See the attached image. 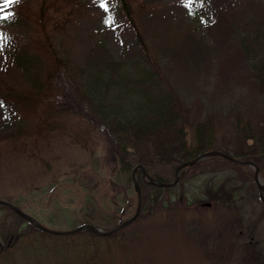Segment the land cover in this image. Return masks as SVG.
Instances as JSON below:
<instances>
[{
    "label": "rangeland",
    "instance_id": "rangeland-1",
    "mask_svg": "<svg viewBox=\"0 0 264 264\" xmlns=\"http://www.w3.org/2000/svg\"><path fill=\"white\" fill-rule=\"evenodd\" d=\"M75 1V18L52 35L57 53L69 69L79 74L75 79L80 80V74L98 72L100 66L110 61L127 66L125 73L134 71L138 58L144 54L119 0ZM131 1L135 23L148 44L151 58L163 59V73L187 107L199 105L202 119L215 117L222 137L218 144L232 136L238 112L232 109L240 108L238 113H242L245 123L260 122L264 102L249 89V61L238 50L252 36L251 28L243 29L240 21L252 15L262 18L264 0ZM38 7L39 0H0V146L8 142L12 145L13 140L20 144L39 125L19 97L22 90L44 78V69L50 63L35 23ZM232 71L234 74H230ZM60 126L84 137L76 140V136L67 134L64 140L56 136L49 147L41 148L40 158H45L42 166L30 162L31 147L22 148L27 147L24 142L21 144L25 146L17 150L13 146L0 150V179L6 181L0 183V200L60 232L86 223L111 230L131 218L138 206L131 173L123 177L113 174L104 138L95 125L71 115ZM192 126L187 131L188 138L195 135V125ZM84 140L88 148L76 145ZM33 152L37 154V150ZM210 158L215 157L185 169L184 178L172 187L171 193L165 188L156 191L151 186L141 189L149 201L142 203L138 218L118 231L115 241L101 243L106 264H264V193L254 182V169L243 166L236 171L219 166ZM175 168L159 164L153 166L151 173L147 172L158 180L172 182ZM16 170L21 175L29 170L37 173L31 178L15 179L11 174L16 175ZM7 171L8 180L2 177ZM260 177L264 184V160ZM110 178L116 198L107 201L103 187ZM231 178H235L233 185L240 190L229 212L228 208L207 206L209 200L201 193ZM92 187L95 197L89 193ZM182 198L191 202L202 200V210L195 212L178 204ZM170 201L173 203L169 204ZM6 207L0 205V264H67L66 255L72 254L70 244L66 247L67 241L50 237ZM188 224L198 229L191 233ZM88 231L71 234L69 242L85 241ZM188 232L190 236L185 234ZM207 236L209 239L205 240ZM18 239L20 244L24 240L34 243L36 249H22L20 254L4 257L3 252L16 246ZM200 240L207 245L212 241L216 246L205 250Z\"/></svg>",
    "mask_w": 264,
    "mask_h": 264
},
{
    "label": "trees",
    "instance_id": "trees-1",
    "mask_svg": "<svg viewBox=\"0 0 264 264\" xmlns=\"http://www.w3.org/2000/svg\"><path fill=\"white\" fill-rule=\"evenodd\" d=\"M118 3L133 28L135 39L144 56L138 58L132 72L125 73L127 66L123 67L121 63L110 61L104 64V67L100 66L98 72H91L87 76L85 73L80 74L82 78L79 80L74 77L79 74L69 69L67 62L55 50L52 36H55L54 33L63 29L75 18L77 12L72 5H75L76 1L39 0L35 23L39 29L40 40L45 43L44 47L50 58V63L44 69V78L37 80L30 88H25L22 90L23 93L19 94V97L23 98L25 109L38 120L39 125L20 144L13 140L10 142L12 145H8V142L0 146V150H4L8 146H13V149L17 150L18 147L25 146L21 144L24 142L27 147L22 148L29 149L31 147L29 149L30 162H34V165L37 162L42 166L45 158H40L41 148L49 147L56 136L59 138L61 136L64 140L68 135L74 138L76 136V140L83 136L81 133L73 134L69 128L60 126L65 117L74 115L78 119L87 120L95 125L94 127L104 138L108 161L112 164V172L113 174L119 173L121 177L130 174L137 164H142L151 173L153 166L167 164L175 168L182 162L192 160L198 154L209 150H219L238 159L252 160L261 167L264 160V114L261 113L262 119L258 124H253L252 121L245 123L242 113H238L240 108L232 109V111H238L232 128V136L229 141L224 138V142L218 144V139L222 137L219 136L215 117L206 116L202 119L200 118L201 107L199 105L187 107L183 103L163 73V59L155 61L151 58L148 44L134 20L135 11L132 1L119 0ZM261 17L258 19L252 15L250 19L240 21V26L243 29L251 28L252 36H249L245 43L239 46L238 53H245L244 56L249 61L248 67H250L252 77L251 80L249 76L251 80L249 89H252L256 97L264 102V16ZM224 19L222 22L225 21ZM258 47L260 48L258 49ZM259 52L263 55L256 54ZM230 74H234L233 71ZM230 77L233 78L234 75ZM128 85L131 87L127 91ZM192 125H195V135L188 138L187 131L192 130ZM87 144L86 140L83 143H76V145L85 147ZM33 150H37V154ZM92 150L95 151V149ZM210 160L216 161L215 163L225 168H235L236 171L243 167L221 157L210 158ZM9 172L3 173L2 177L7 179ZM15 173L16 175L13 172L11 174V176H16L15 179L24 176L31 178L37 171L29 170L21 175L16 170ZM184 173L185 170L181 172L180 179L184 178ZM173 175L175 176L174 170ZM137 176L142 191L145 186H151L152 189L159 192L164 191L149 185L142 178L140 170H138ZM234 180L235 178H231L217 188L212 186L206 190V193L202 192L201 194H205L206 199L209 200L207 206L212 205L215 209L217 207L228 208L227 212H229L234 203V196L240 190L239 186L233 185ZM2 182L6 181L0 179V183ZM81 187L88 193L86 187ZM93 188L89 190V193L95 197L96 193H93ZM172 189L174 188H165L170 193ZM103 192L106 194V198L104 196L102 198L107 201L110 197L116 198L111 178L105 182ZM144 197L145 205L149 201V196ZM261 200L264 201V196ZM201 202L200 199L191 202L188 198H182L178 204L198 212L202 210L200 209L203 205H200ZM172 203L173 201L169 202V204ZM11 211L16 215L13 210ZM196 229H198L197 226L193 228L189 224L187 226V230L191 233ZM189 232L185 234L190 236ZM87 233L89 236L86 240L78 243H70V235L47 234L50 237H56L54 239H59L61 242L62 240L64 243L67 241L66 247L70 244L72 254L69 257L65 254L67 264H106L104 258L106 252L102 251L101 245L103 242L115 241L119 233L109 237H100L91 231ZM181 236L183 237L182 234ZM204 239L208 240L209 238L207 236ZM18 241L19 239L16 241V246L13 245L3 252L4 257L14 253L20 254L22 249H36L33 246L34 243L30 241L24 240L22 244ZM200 244L205 250H211L216 246L212 241L207 245L200 240ZM76 252L79 253L76 255Z\"/></svg>",
    "mask_w": 264,
    "mask_h": 264
},
{
    "label": "water",
    "instance_id": "water-1",
    "mask_svg": "<svg viewBox=\"0 0 264 264\" xmlns=\"http://www.w3.org/2000/svg\"><path fill=\"white\" fill-rule=\"evenodd\" d=\"M207 157H221L224 158L226 160H229L231 162L234 163H238L241 165H247V166H252L254 168V181L256 183V186L258 187L259 190H264V184L262 183L261 179H260V168L259 166L254 163L253 161L250 160H238L236 158H233L232 156L221 152V151H217V150H212V151H208V152H204L199 154L196 158H194L193 160L190 161H186L181 163L180 165L177 166L176 168V173H175V179L172 182H162L159 180L154 179L153 177H151L145 170V168L142 165H137L133 172H132V179H133V184L135 187V190L137 192L138 195V206H137V210L136 213L129 218L128 220L122 222L121 224H119L118 226H116L115 228L108 230V231H104L102 229H99L91 224H83L78 226L77 228H75L74 230L68 231V232H60V231H54V230H50L47 227L39 224L38 222H36L34 219H32L30 216H28L25 212H23L22 210H20L18 207L4 201V200H0V205L3 206H7L9 208H11L12 210H14L20 217L25 218L26 220L34 223L41 231L50 233V234H55V235H68V234H73V233H77L83 229H88L91 232H93L94 234L101 236V237H107V236H111L114 233H116L117 231L126 228L127 226H129L131 223H133L139 216L140 212H141V208H142V192H141V186L139 184V182L137 181L136 178V172L138 169H141L143 172V175L145 178H147L149 184L157 186L159 188H170V187H174L177 185V183L179 182L180 179V172L190 166L195 165L196 163H198L199 161L207 158Z\"/></svg>",
    "mask_w": 264,
    "mask_h": 264
},
{
    "label": "snow or ice",
    "instance_id": "snow-or-ice-1",
    "mask_svg": "<svg viewBox=\"0 0 264 264\" xmlns=\"http://www.w3.org/2000/svg\"><path fill=\"white\" fill-rule=\"evenodd\" d=\"M9 2H11V0H9ZM103 6V5H102ZM4 19H7V17H3Z\"/></svg>",
    "mask_w": 264,
    "mask_h": 264
}]
</instances>
